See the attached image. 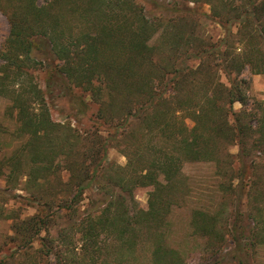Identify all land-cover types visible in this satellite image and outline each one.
Listing matches in <instances>:
<instances>
[{"label":"trees","instance_id":"obj_1","mask_svg":"<svg viewBox=\"0 0 264 264\" xmlns=\"http://www.w3.org/2000/svg\"><path fill=\"white\" fill-rule=\"evenodd\" d=\"M110 1L112 10L131 9L127 19L136 18V30L125 21L131 28L119 34V40L128 41L127 33L132 37V53L120 61L105 58L96 42L99 34L95 33L105 29L102 22L106 12L100 6L109 0H55L47 6H39L37 0H17L19 5L10 15L11 33L0 51L4 62L0 68V97L9 98L7 115L16 127L10 133L0 121V198L4 203L9 197L21 198L41 209V214L23 220L2 208L4 219H21L16 224L21 242L15 252L29 248L47 231L57 208L69 216L65 230L71 227L81 232L85 254L80 255L92 257L93 264L96 257L102 259L107 234H115V239L124 245L130 224L121 206L135 189H175L185 163L212 164L227 175L235 164L230 149L236 145L240 164L237 171L245 176L254 152L264 153V105L247 109L249 85L241 79L248 67L255 74H264V0H173L159 23L150 21L142 8L136 11L133 2ZM70 17L79 18L86 31L74 36ZM203 20L221 27L223 35L218 41L202 34ZM41 39L50 42L61 62L56 69L59 77L82 111L88 110L89 103L74 96L76 90L99 94L105 98L104 103H109L117 101L125 87L135 88L122 113V124L120 120L112 123L109 132L113 133L109 136L95 129L84 137L87 141L82 140L75 128L54 122L46 91L28 72L36 60V50L41 48ZM27 76L29 82L24 80ZM236 103L244 109L236 111ZM100 109L104 112H99L96 123L104 127L107 110ZM135 123L136 137L127 131ZM121 126L123 130L119 131ZM85 133L88 135L87 130ZM10 134L14 144L7 146L5 138ZM131 137L136 138V143H125L123 152L129 159L126 168L134 172L121 174L124 168L116 172V177L105 175L111 142L125 138L124 143ZM74 154L81 163L73 160ZM62 155L72 157L71 165H61ZM65 169L71 173L69 181L61 177ZM21 191L28 196L22 198L18 193ZM95 191L102 195L99 205L104 207L97 215L88 209L84 218H76L86 193ZM67 194L73 196L70 201ZM198 215L201 221L198 224L194 217L196 229L209 235L217 232L215 246L224 244L215 223L218 216L202 212ZM139 223H146L145 219ZM256 224L264 233V219H258ZM237 225L234 223V227ZM63 236L61 242L65 240ZM41 241L40 253L50 254L53 242L45 238ZM3 249L0 245V253ZM6 261L7 257H0V264ZM175 264H179L177 260Z\"/></svg>","mask_w":264,"mask_h":264},{"label":"rangeland","instance_id":"obj_2","mask_svg":"<svg viewBox=\"0 0 264 264\" xmlns=\"http://www.w3.org/2000/svg\"><path fill=\"white\" fill-rule=\"evenodd\" d=\"M54 1L37 0V4L47 6ZM125 1L133 2V5H136V11L140 12L142 8L150 21L159 23L173 0ZM18 5L17 0H0V51L10 36V15ZM103 6L106 15L102 26H105V29L100 28L99 32L95 33V35L99 34L96 42L100 43V49L105 58H117L120 61L132 53L129 45L132 37L131 33H127L128 41L119 40V34H124L125 30L131 27L136 30V18L134 16L127 19V15L132 13L131 9L123 12L120 9L112 10L110 0L107 3L102 2L100 7L103 8ZM61 9L59 7L58 11ZM205 11L209 13V6L205 7ZM68 21L74 27V36L86 31L79 18L72 19L70 17ZM125 21L131 27H127L124 24ZM201 26L200 30L206 39L209 38L216 42L223 35L221 27L211 20L201 21ZM39 42L42 44L41 48L36 50V60L29 67L28 72H30L31 79L46 91L47 102L54 122L75 128L76 134L81 135L82 140L86 136L89 137V134L95 129L102 131L105 137L113 133L109 132V127L117 120H120L119 122L122 124V113L125 106L129 105L130 93L135 88L125 90V87L123 93L121 92L122 94L116 98L117 101L111 102L110 100L109 103H104L105 98L102 99L99 94L76 90L73 95L82 97L89 103L88 110L84 112L77 100L74 98L73 101V98L69 96L63 80L59 77L56 69L61 66V62L53 54L50 42L42 39ZM3 64L4 62L0 60V68ZM241 79L246 80L249 85L247 109H256L260 105H264V74H255L248 67L243 72ZM24 80L29 82L30 77L27 76ZM120 88H124V85H121ZM105 93L102 92L106 97ZM132 100L136 101L135 98ZM10 105L9 98L0 97V121L8 126L11 133L16 125L7 115ZM134 105L136 109V102ZM104 107L107 110L103 117L107 118L104 120L106 126L100 127L97 126L96 119L100 117L99 112L103 111L100 108ZM234 109L240 111L244 109V106L236 103ZM188 123L190 126L192 125L191 122ZM86 130L88 135L85 133ZM118 130L122 131V126ZM128 130L132 131L136 137V123ZM11 136L12 134L5 138L7 146L13 143ZM118 139L111 142L106 164L109 169L104 173L112 178L116 177L118 170L121 171L124 168L126 170L120 172L121 174L134 172V170L126 168L129 159L123 151L127 147L125 143H136V138H127L124 143L125 138ZM119 141L121 142L119 143ZM20 143L19 141L18 145ZM230 151L234 156L235 164L227 175H222V171L212 164L185 163L179 176L181 181L178 182L175 189L168 188V191H153L150 188H140L136 191L135 189L132 196H128L121 206L124 218L131 227L127 228L130 234H127L124 245H121L120 240L115 239V234H107V238H105L107 239V250L105 248L102 259L97 260L96 257L94 260L97 262L93 264H175L176 260L179 264H264V238L262 236L264 233H261V229L256 224L258 219H264V153L254 152L246 166L245 176H241L237 171L240 166L237 163L239 147L232 146ZM66 156H60L61 165L67 167L71 165L72 157L74 161L77 160L80 163L82 161L77 154L72 155L70 159ZM61 177L64 181H69L71 173L65 169L61 172ZM1 185L4 187L3 183ZM106 191L109 193V189ZM96 192L86 193L79 205L80 211L76 218H84L85 210L88 209L97 215L96 212H100L104 207L99 205L103 198L102 195ZM18 193L22 198L28 196L25 191ZM72 197L67 194L69 201ZM6 199L8 201L4 203L0 198V245L4 247L0 257H7L6 264H60L62 262L90 264L92 257L90 258L87 254L86 257L80 255L85 254L81 248L83 243L81 232L71 229V227L70 230H65L68 226L66 222L69 220V216L67 211L57 208H55L57 214L46 229L47 231H43L40 236L34 239L29 248L23 249L22 252L19 250L15 252L18 247L17 243L21 242V236L16 233V224L21 219L27 220L41 214V209L38 204L28 203L21 198L9 197ZM2 208L8 211L5 214L13 212V215H20L21 219L19 218L18 222L15 219H4L2 216L5 215L1 213ZM150 212L154 213H152L153 216L148 215ZM200 212L207 216L209 214L218 216L215 223L217 228H220L221 235L224 236V244L215 246V242L218 240L217 232L209 235V232L204 233L196 229L194 217L199 221L198 213ZM255 217L258 219L255 220ZM143 219L146 223L140 224L139 221ZM236 222L238 225L234 227ZM62 235H64V242H61ZM42 238L53 242V250L50 254L40 253L43 249ZM236 238H239V241H236ZM66 243L67 245H65ZM20 244L22 247V243ZM172 251L173 255L170 254Z\"/></svg>","mask_w":264,"mask_h":264}]
</instances>
